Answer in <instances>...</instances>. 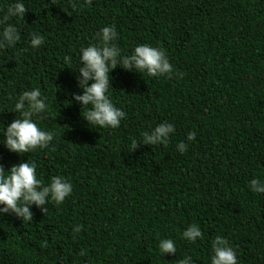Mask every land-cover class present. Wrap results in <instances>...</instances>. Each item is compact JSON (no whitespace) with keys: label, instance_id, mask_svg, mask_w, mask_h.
Masks as SVG:
<instances>
[{"label":"trees","instance_id":"1","mask_svg":"<svg viewBox=\"0 0 264 264\" xmlns=\"http://www.w3.org/2000/svg\"><path fill=\"white\" fill-rule=\"evenodd\" d=\"M14 2L0 0V16ZM23 2V20L8 21L19 39L0 49V131L20 116L11 111L16 99L39 88L49 109L32 119L56 135L17 154L0 133V166L35 162L42 184L61 175L73 191L44 213L30 206L31 221L0 215V264H178L185 256L210 264L217 236L237 264H264V194L249 189L264 178V0ZM110 25L122 55L159 47L172 70L112 69L108 94L126 117L100 128L72 94L82 92L79 49ZM32 33L44 37L39 48ZM162 122L175 129L166 144L139 142ZM191 224L202 232L195 242L182 237ZM162 238L176 253L160 255Z\"/></svg>","mask_w":264,"mask_h":264},{"label":"clouds","instance_id":"2","mask_svg":"<svg viewBox=\"0 0 264 264\" xmlns=\"http://www.w3.org/2000/svg\"><path fill=\"white\" fill-rule=\"evenodd\" d=\"M88 2V0H85ZM26 7L23 0H15L9 4L3 16H0V49L11 47L19 39L18 27L8 23L11 17L23 20ZM98 43L89 44L79 49V64L76 69V80L81 94H72V101L82 108H87L83 118L88 125L100 128H117L126 113L116 107L110 96L109 72L117 66L149 76H163L172 70L165 51L149 44L136 45L130 55H122L116 46L118 32L115 26H104L96 34ZM30 45L39 48L44 43V37L39 33H32ZM91 82V83H89ZM112 89V88H111ZM49 105L42 96L39 88L24 91L15 101L11 111L20 113L7 126H3L4 146L17 154L28 153L31 150L46 147L56 133L38 127L32 119L33 114L48 111ZM175 131L174 125L168 122L157 124L139 142L145 145L166 144L170 135ZM195 131L188 133L187 141H194ZM138 142V141H137ZM137 143L133 145L135 148ZM188 148V144L181 141L176 149L181 154ZM35 162H21L5 169L0 166V215L11 213L19 219L31 221L32 205L41 212L46 211L50 201L63 203L73 191L72 182L64 176L56 175L50 183L44 185L36 175ZM251 192L264 194V178H253L249 182ZM202 232L196 224L189 225L182 233V237L190 242L201 238ZM160 255L176 253L175 242L170 238L158 241ZM213 255L210 264H237V256L229 243L221 236H217L212 245ZM178 264H192V258L185 256Z\"/></svg>","mask_w":264,"mask_h":264}]
</instances>
